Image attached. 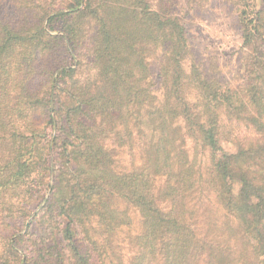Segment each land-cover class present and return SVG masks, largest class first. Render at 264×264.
<instances>
[{
    "label": "trees",
    "instance_id": "obj_1",
    "mask_svg": "<svg viewBox=\"0 0 264 264\" xmlns=\"http://www.w3.org/2000/svg\"><path fill=\"white\" fill-rule=\"evenodd\" d=\"M161 3L0 0V264H37L26 236L50 264H113L130 211L140 232L126 264H264V0L235 3L239 87L194 62ZM119 150L140 165L119 168ZM198 179L235 221L228 239L188 222ZM10 223L23 234L4 235Z\"/></svg>",
    "mask_w": 264,
    "mask_h": 264
},
{
    "label": "rangeland",
    "instance_id": "obj_2",
    "mask_svg": "<svg viewBox=\"0 0 264 264\" xmlns=\"http://www.w3.org/2000/svg\"><path fill=\"white\" fill-rule=\"evenodd\" d=\"M161 1H166L170 5L171 16L183 25L194 62L206 73L230 87L243 86L245 80L242 71L243 51L236 0H147L153 9L157 4H162ZM212 65L214 70H211ZM151 72L157 83V66L154 64L151 66ZM192 152L190 149V155ZM195 161L198 164L197 170L203 178V170L207 165L206 153L197 150ZM140 163L137 152L129 154L126 150L118 151L116 164L119 168L130 169ZM198 181L197 187L190 194L187 202L188 222L201 238L212 234V237L217 235L216 237L220 236L222 240L228 239L229 232L234 233L236 229L235 221L225 214L215 194L204 186L203 181L201 179ZM40 201L36 199L29 204V208L34 213L38 210L36 205H39ZM29 221L25 223V226ZM129 222V225L123 227L111 240L113 264L116 261L126 264L132 254L134 238L140 232V220L134 211L129 212ZM37 228V221L34 223L32 221L28 228L24 227V230L26 229L28 233L36 231V235H39ZM20 229L18 223H10V228L4 230L3 234L15 236L20 233L17 232L21 231ZM20 234H23V230ZM36 237H25L26 242L21 244L22 253L37 264H50L53 260L51 252L54 251L39 250V241ZM61 249L62 244L59 243L57 250ZM66 257L67 253L64 250L63 258Z\"/></svg>",
    "mask_w": 264,
    "mask_h": 264
}]
</instances>
